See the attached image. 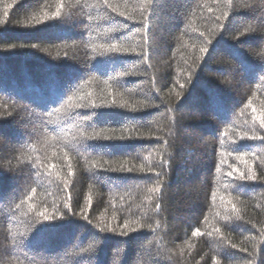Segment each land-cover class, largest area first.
Segmentation results:
<instances>
[{
  "label": "trees",
  "instance_id": "16d2710c",
  "mask_svg": "<svg viewBox=\"0 0 264 264\" xmlns=\"http://www.w3.org/2000/svg\"><path fill=\"white\" fill-rule=\"evenodd\" d=\"M261 120L264 0H0V264H264Z\"/></svg>",
  "mask_w": 264,
  "mask_h": 264
},
{
  "label": "snow or ice",
  "instance_id": "6c2138e0",
  "mask_svg": "<svg viewBox=\"0 0 264 264\" xmlns=\"http://www.w3.org/2000/svg\"><path fill=\"white\" fill-rule=\"evenodd\" d=\"M105 2L107 3V0H105ZM121 15H123V13H121ZM58 16H59V10L56 13H54V17H58ZM43 19L44 20H48L49 17L45 16ZM40 22L41 21H37V23H40ZM108 50L111 51V52H121V51H125L126 52L127 51V49H121V48L117 47L115 44L110 45ZM201 51L202 52H207V49L206 48H202ZM121 75H123V74H121ZM101 106H104V105H101ZM77 107H79V105H77ZM261 127H264V120H261ZM104 139L110 140V139H117V138L116 137H104ZM120 139H123V137H121ZM240 179H242V180H255L256 177L254 175L245 176V175L242 174ZM155 191L159 192L160 189L156 188ZM54 219H56V217L47 216V215L44 216V220H54ZM124 227H127V225H125ZM102 231H103V229H102ZM109 231H114V229H109ZM123 234L127 235V233H123Z\"/></svg>",
  "mask_w": 264,
  "mask_h": 264
},
{
  "label": "rangeland",
  "instance_id": "374dc122",
  "mask_svg": "<svg viewBox=\"0 0 264 264\" xmlns=\"http://www.w3.org/2000/svg\"><path fill=\"white\" fill-rule=\"evenodd\" d=\"M51 34H56V32H51ZM48 98V97H47ZM50 99V98H49Z\"/></svg>",
  "mask_w": 264,
  "mask_h": 264
}]
</instances>
